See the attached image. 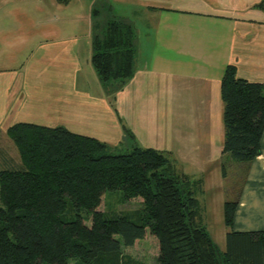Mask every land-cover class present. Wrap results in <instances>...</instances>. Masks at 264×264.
Masks as SVG:
<instances>
[{
    "label": "crops",
    "instance_id": "obj_1",
    "mask_svg": "<svg viewBox=\"0 0 264 264\" xmlns=\"http://www.w3.org/2000/svg\"><path fill=\"white\" fill-rule=\"evenodd\" d=\"M114 17L134 26L136 60L133 77L112 96L119 83L104 84L91 57L94 28ZM85 22L89 50L68 34ZM86 52L94 86L83 76ZM230 65L238 78L264 84V0H0V171L22 167L8 130L31 123L152 148L185 175L212 171L209 184L219 185L228 160L221 84ZM43 66L44 86L31 77ZM239 168L234 230L264 231V135L261 154Z\"/></svg>",
    "mask_w": 264,
    "mask_h": 264
},
{
    "label": "trees",
    "instance_id": "obj_2",
    "mask_svg": "<svg viewBox=\"0 0 264 264\" xmlns=\"http://www.w3.org/2000/svg\"><path fill=\"white\" fill-rule=\"evenodd\" d=\"M98 31L91 63L104 84H125L135 73L134 26L114 17ZM221 94L223 155L232 166L248 165L261 154L264 84L238 78L230 65ZM8 136L22 167L0 171V264H119L122 249L148 231L159 241L157 264H264V231L234 230L239 199L224 203L221 249L202 222L200 181L169 154L141 147L116 154L63 126L20 123ZM222 171L227 178L225 165ZM118 190L129 202L142 200L137 222L100 211L106 193Z\"/></svg>",
    "mask_w": 264,
    "mask_h": 264
},
{
    "label": "rangeland",
    "instance_id": "obj_3",
    "mask_svg": "<svg viewBox=\"0 0 264 264\" xmlns=\"http://www.w3.org/2000/svg\"><path fill=\"white\" fill-rule=\"evenodd\" d=\"M88 8V9H87ZM84 14L86 15V11L89 13L92 11L90 9V6L88 7V3L86 5V8L83 9ZM59 17V16H58ZM100 19H106L104 13L98 18ZM104 21V20H103ZM106 21L104 22V24ZM88 22H85L82 24V28L75 33L70 29V36H75L78 39V43L80 44V41H82V38H84L86 43V50H89V32H88ZM106 25V24H105ZM102 25L100 27L94 28V34L92 38L94 39L95 35L99 32V28H103ZM69 31L66 30L65 34ZM64 34V35H65ZM68 37V36H67ZM93 44V41H92ZM93 56V54H92ZM83 60H85V64L83 67V76L87 79H89V82L91 83L90 86H94L93 84L94 79L88 78L89 73L92 71L94 72V69L92 66H87V60L89 59V54L86 52L82 53ZM92 59V57H91ZM25 60V59H21ZM80 64V63H79ZM93 65V64H92ZM80 66V65H79ZM41 68H37V72L33 73L31 75L32 79H41V84L44 86L43 80L47 75L46 69L48 67L43 66ZM96 70V69H95ZM52 77L54 75L52 74ZM119 85L123 86L124 84H118V86H114V89H112V96L118 92V90L121 88ZM42 92V91H39ZM112 103H115L114 101ZM29 110L31 109L32 114H36L37 112L34 110L38 109L37 106L34 105L33 101H30ZM54 124V123H51ZM62 125V124H61ZM12 141V140H11ZM13 142V141H12ZM14 143V142H13ZM113 153L116 154H124L132 150V147L127 144L126 142L112 145L110 146ZM10 159L12 162H17L18 153L15 151L14 153L9 154ZM8 157V154H7ZM235 163V162H234ZM233 164L230 159L228 158L227 162L225 163V160L222 162V168L225 165L226 170H228L227 178H224L222 183L218 185V183L215 180H212V182L209 184V175H211L210 170L206 171V175H196V177H191L194 180L200 181V188L197 193V197L201 203V216H202V222L216 241V243L220 246L221 249H225L226 247V234H227V228L224 223V203L225 201H236L239 199V193L242 191V186L244 182L243 175L241 177L238 176L237 170L239 164H235L238 166H232ZM237 168V169H236ZM179 169V168H178ZM180 172H182L179 169ZM244 171V170H243ZM241 170V172H243ZM183 173V172H182ZM244 173V172H243ZM215 183V184H213ZM216 186V187H215ZM141 199H135L131 200L130 202L127 201L124 197V193L121 190L118 191H112L106 193L105 197L103 198L102 205L100 206V211L104 212L106 214L107 218H117V217H129L134 222H137L140 217V211H141ZM82 215L85 219H87V212L83 211ZM73 216L72 213H68L67 217L71 218ZM87 224H91V218L87 221ZM159 241L156 237L152 236L150 232L148 231L146 237L143 240L137 241L136 244L133 247L130 248H123L121 254L119 255L120 262L119 264H157V257L159 256Z\"/></svg>",
    "mask_w": 264,
    "mask_h": 264
}]
</instances>
